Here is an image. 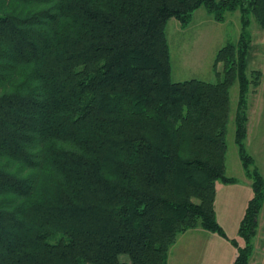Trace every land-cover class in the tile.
<instances>
[{
    "label": "trees",
    "instance_id": "1",
    "mask_svg": "<svg viewBox=\"0 0 264 264\" xmlns=\"http://www.w3.org/2000/svg\"><path fill=\"white\" fill-rule=\"evenodd\" d=\"M201 6L264 28V0H0V264H168L199 226L249 264L264 176L246 148L247 108L262 71H249L244 30L217 52V81L173 80L168 22L186 26ZM235 83L253 189L243 245L216 211L217 182L237 181L226 165Z\"/></svg>",
    "mask_w": 264,
    "mask_h": 264
},
{
    "label": "rangeland",
    "instance_id": "2",
    "mask_svg": "<svg viewBox=\"0 0 264 264\" xmlns=\"http://www.w3.org/2000/svg\"><path fill=\"white\" fill-rule=\"evenodd\" d=\"M249 15L250 23L244 28L240 10L228 12L224 21H218L205 6H201L194 12L186 26H183L176 18L170 19L167 34L171 48L174 81L192 78L217 81L219 78L214 69L217 52L228 42L237 41L244 30L249 32L251 35L249 71L260 69L262 77L260 85L252 86L248 94L246 148L255 158V164L264 176V28L259 25L253 15ZM238 96L239 87L235 83L231 88L232 111L227 134L226 165L227 174L236 177L237 181L235 183H224L221 180L217 182L216 211L218 220L228 235L237 238L243 245L244 241L238 235V229L248 201L253 195V189L252 180L245 172L235 140ZM197 229H202L210 236V239L203 242L208 264H232L231 260L237 254L236 247L217 233L201 226ZM191 233L179 236L177 244L170 251L171 264L189 263L188 253L184 256V252L189 251V247L191 250L200 248L199 241L194 239L187 244L183 242L184 237H188ZM179 246L182 247L181 251ZM121 258L128 260V255H122ZM249 264H264V207L259 215V228L254 238V251Z\"/></svg>",
    "mask_w": 264,
    "mask_h": 264
},
{
    "label": "crops",
    "instance_id": "3",
    "mask_svg": "<svg viewBox=\"0 0 264 264\" xmlns=\"http://www.w3.org/2000/svg\"><path fill=\"white\" fill-rule=\"evenodd\" d=\"M189 232H192L191 235H189L188 237H184L183 242H185L187 244L189 241H192L194 239L197 242L199 241L200 248L199 249H195V248L193 249L192 248V250H191V248L189 247V251L186 250L184 252V256H186V254L188 253L189 263H183V264H208V258H206L205 252L203 250V242L205 240L210 239V236H208L207 235L208 233L204 232L202 229H197V228L191 229V230L183 233V235L185 236ZM181 249H182V247H180V251H181ZM170 256H171V254L169 255L170 260H168V264H171V257ZM233 261H234V259L231 260L232 263H233Z\"/></svg>",
    "mask_w": 264,
    "mask_h": 264
}]
</instances>
